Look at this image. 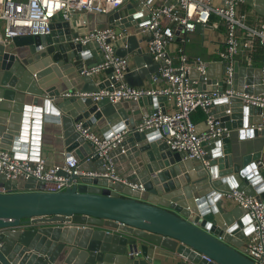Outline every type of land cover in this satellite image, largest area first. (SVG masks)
Segmentation results:
<instances>
[{"label":"water","instance_id":"obj_1","mask_svg":"<svg viewBox=\"0 0 264 264\" xmlns=\"http://www.w3.org/2000/svg\"><path fill=\"white\" fill-rule=\"evenodd\" d=\"M245 1L258 10L261 0ZM121 16V11L98 14L91 28L130 26L131 17L116 21ZM77 36L69 22H54L47 35L0 40V147L17 158L45 159L50 165L76 157L81 171L103 172L104 160L84 162L93 149L74 124L98 125L106 138L127 131L111 156L118 174L143 183L144 190L61 171L70 186L47 192L41 186L33 190L35 179L9 181L0 176V189L7 190L0 191V264H155V254L165 251L178 256L180 264H257L243 252L253 231L248 212L228 209L223 193L238 188L264 204V147L252 145L258 148L253 152L249 145L242 147L236 161L231 137L217 138L205 144L206 167L170 150L154 128L137 130L153 111L146 106L160 103L165 109L166 97L112 103L108 98L95 102L90 96H64L112 91L117 83L111 68L100 77L81 75L97 60L90 45L74 41ZM125 42L127 47L117 49V54L137 51L138 62L143 55L137 36ZM144 58L149 68L138 62L125 75L132 86H142L145 77L158 73L152 56ZM206 65L207 77L219 81L221 93H264L260 68L255 82L239 88L238 64L234 86L224 84V62H218V75L213 73L216 63ZM211 109L222 127L240 130L245 138L264 136V129H249L263 122L264 108L246 106L242 98L226 94ZM137 251L142 257L131 255Z\"/></svg>","mask_w":264,"mask_h":264},{"label":"built area","instance_id":"obj_2","mask_svg":"<svg viewBox=\"0 0 264 264\" xmlns=\"http://www.w3.org/2000/svg\"><path fill=\"white\" fill-rule=\"evenodd\" d=\"M243 2L244 0H0V20L4 21L0 40L6 42L19 36L47 35L54 22H69L75 31L85 29L78 32L74 41L96 46L101 60L93 67L85 68L81 75L95 76L111 68V78L118 84H112V91L103 89L91 93H64V96H90L95 102L108 98L112 103L164 96L167 98L165 109L158 103L137 130L142 132L154 128L170 150L184 153V159L202 161L209 167V161L205 160L208 154L205 144L217 138L230 137L232 133V129L222 127L220 121L212 115L211 106L214 101L226 94H235L242 98L246 106L264 108V93L250 94L233 90L221 93L219 81L207 77L208 61L201 56H188L184 45L191 41L190 34L196 32L197 26L209 25L212 17L216 16L226 27L225 48L219 53L220 61L225 63L224 84L234 86L237 58L241 53L249 54L251 59L253 54L261 50L263 60L260 84L264 86V15L250 23L248 14L239 11ZM128 5L131 7L127 13L116 21L122 22V19L131 17L130 26L119 29L117 24H111L104 29H87L90 19L96 15L120 11ZM76 16L79 17L78 20ZM133 33L148 36V53L159 65L158 73L151 74L150 78L156 82L162 80V86L136 87L126 81L125 75L131 62L128 56L118 55L117 48ZM174 40L180 42L176 50L170 48ZM194 73L196 75L193 76ZM252 87L255 88L256 85ZM166 104L171 109H167ZM197 110L206 114V131L200 132L192 119L193 112ZM262 119L260 124H250L249 129L262 131L264 114ZM74 126L80 137L93 149L84 162L98 157L104 160L107 171H81V163L76 157L66 158L62 164L51 165L45 159H20L12 151L0 147V176H5L9 181L22 179L27 182L35 179L33 190H39L38 186H41V190L47 192L62 191L70 186L69 178L62 175L61 171L69 175L106 178L109 182H120L140 192L144 190L143 183H133L118 174L116 162L111 156L112 152L121 147L128 135L127 131L106 138L91 126H85L83 121L76 122ZM122 153H125L124 149ZM0 191L7 192L4 187ZM223 197L247 210L253 231L243 252L257 264H264V204L238 188L224 192ZM131 255L138 257L141 251ZM202 256L208 262H213L211 258Z\"/></svg>","mask_w":264,"mask_h":264},{"label":"crops","instance_id":"obj_3","mask_svg":"<svg viewBox=\"0 0 264 264\" xmlns=\"http://www.w3.org/2000/svg\"><path fill=\"white\" fill-rule=\"evenodd\" d=\"M218 1V0H217ZM130 8V5L122 8L120 11L122 15H125ZM240 12H245L248 14L249 22L254 23L259 17L264 15V0L260 1V4L258 5V10L255 9L254 6H251L247 1L244 0L243 3L239 6ZM95 18L90 19V26L87 28L88 30L95 25ZM77 32H83L85 29L80 28L76 30ZM136 35L139 43V48L142 53L140 55H143L138 62L141 64L144 68H149L150 63L145 60L144 56L148 53V36L144 34H131ZM3 31L0 30V39H2ZM129 37V36H128ZM191 41L184 45L185 52L188 56H201L204 60L208 62H214L216 63V67L214 68L213 73L218 75L220 73V67L218 65V62L220 61L219 53L225 48L226 43V27L225 24L216 16L212 17V21L209 25L203 26L200 30H196V32L190 34ZM126 42L124 41L123 44L118 46L117 49L121 47H125ZM180 46L179 40H174L171 44V49L176 50ZM93 49V55L97 61L101 60V54L98 51L96 47ZM137 49V50H138ZM137 51H134L132 53H128L126 56L129 57L131 66L129 71L136 67L137 61L134 59V57L137 55ZM249 54L241 53L237 60H238V87L239 88H248L250 83L255 82L259 78L258 69H261L262 66V60H263V52L260 50L253 54L251 56V59ZM149 63V66H148ZM147 64V66H145ZM250 68H253L250 70ZM128 71V72H129ZM152 74H157V72H154ZM97 74L95 77H100ZM106 77H102L101 79H105ZM163 85L162 80H158L157 82L152 80L151 78L145 77L143 79L142 86H136V87H144V88H156ZM253 88V87H252ZM81 93V92H78ZM158 105V104H157ZM155 105V107L157 106ZM148 109L153 110L155 107L151 104H148L146 106ZM167 109H171V106L169 104H166ZM203 111L197 110L193 112L192 118L194 122L197 124V128L200 132L207 130V125L205 124V118L203 116ZM95 131L100 133L104 136L102 130L98 125H95L92 127ZM128 136V135H127ZM231 144L233 148V155L235 157V160L238 161L241 157L239 150L242 147H247L248 145L251 147L249 149L250 152L256 151L258 148H254L252 145H258L264 147V136H258L254 138H245L244 135L241 133L240 130L232 129L231 133ZM127 138V137H126ZM200 161H195V163H199ZM227 204L228 209L237 208L239 207L235 202L227 200L225 201ZM241 208V207H240ZM249 237V236H248ZM248 237L245 239V243L248 240ZM142 257V254L138 256L137 258ZM155 264H180L179 257L176 256L174 253H171L169 251H165L162 254H155L154 256Z\"/></svg>","mask_w":264,"mask_h":264},{"label":"rangeland","instance_id":"obj_4","mask_svg":"<svg viewBox=\"0 0 264 264\" xmlns=\"http://www.w3.org/2000/svg\"><path fill=\"white\" fill-rule=\"evenodd\" d=\"M76 19L78 20L79 17L76 16ZM0 30H1V31L4 30V21H2V20H0ZM91 47H92L93 49H95L94 47H96V46L92 45Z\"/></svg>","mask_w":264,"mask_h":264},{"label":"trees","instance_id":"obj_5","mask_svg":"<svg viewBox=\"0 0 264 264\" xmlns=\"http://www.w3.org/2000/svg\"><path fill=\"white\" fill-rule=\"evenodd\" d=\"M198 111H199V110H198ZM201 111H202V110H201ZM203 113H204V112H203ZM202 117H204V118L206 119V114L204 113ZM192 119H193V118H192Z\"/></svg>","mask_w":264,"mask_h":264}]
</instances>
